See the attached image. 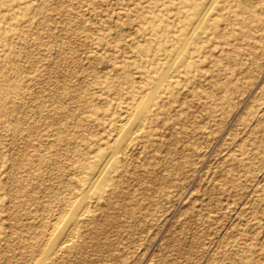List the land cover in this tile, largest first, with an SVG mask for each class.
<instances>
[{"label":"rangeland","instance_id":"rangeland-1","mask_svg":"<svg viewBox=\"0 0 264 264\" xmlns=\"http://www.w3.org/2000/svg\"><path fill=\"white\" fill-rule=\"evenodd\" d=\"M0 264H264V0H0Z\"/></svg>","mask_w":264,"mask_h":264},{"label":"bare ground","instance_id":"bare-ground-1","mask_svg":"<svg viewBox=\"0 0 264 264\" xmlns=\"http://www.w3.org/2000/svg\"><path fill=\"white\" fill-rule=\"evenodd\" d=\"M206 7H207V5H206ZM65 13H66V12H65ZM121 13H122V12H121ZM119 14H120V13H119ZM116 15H117V14H116ZM117 18H118V16H117ZM86 20H87V19H86ZM114 20H115V19H114ZM84 22H85V21H84ZM120 22H121V21H120ZM82 24H83V23H82ZM84 24H85V23H84ZM115 24H116V23H115ZM113 25H114V24H113ZM114 26H115V25H114ZM67 48L69 49V47H67ZM90 55H91V54H90ZM90 55H89V56H90ZM92 55H93V54H92ZM85 58H86V57H85ZM85 60H86V59H85ZM187 60H188V59H187ZM81 73H82V72H81ZM84 78H85V77H84ZM83 116H85V115L83 114ZM76 120H77V119H76ZM19 136H20V135H19ZM123 143H124V142H123ZM126 144H127V143H126ZM129 146H130V145H129ZM128 148H129V147H128ZM128 148H127V149H128ZM125 150H126V146L123 145L122 148H121V151L124 152ZM124 153H125V152H124ZM127 154H128V153H127ZM122 156H123V155H122ZM122 158H123V157H122ZM23 162H24V161H23ZM122 162H123V161H122ZM14 167H15V166H14ZM15 169H16V168H15ZM16 181H17V179H16ZM69 186H70V185H69ZM13 192H14V191H13ZM179 194H180V193H179ZM6 196H7V195H6ZM191 202H192V201H191ZM62 207H63V206H62ZM62 207H61V208H62ZM85 207H86V206H85ZM69 208H70V207H69ZM72 210H73V209H72ZM84 210H85V209H84ZM61 211H62V210H61ZM61 211H59V212H61ZM74 211H76V210H74ZM77 212H78V210H77ZM79 212H81V211H79ZM209 214H210V213H209ZM59 215H61V214L59 213ZM62 215H63V212H62ZM58 245H59V244H58ZM39 252L42 253L43 251H42V250H39L37 253H39Z\"/></svg>","mask_w":264,"mask_h":264}]
</instances>
